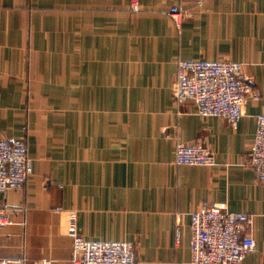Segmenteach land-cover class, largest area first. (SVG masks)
Here are the masks:
<instances>
[{"label": "crops", "instance_id": "obj_1", "mask_svg": "<svg viewBox=\"0 0 264 264\" xmlns=\"http://www.w3.org/2000/svg\"><path fill=\"white\" fill-rule=\"evenodd\" d=\"M190 60L245 64L259 99L237 128L176 104ZM263 112L264 0H0V140L26 143L34 170L0 191V260L73 264L75 212L86 240L135 243L138 264H191L190 213L225 204L251 219L242 264H264V183L249 163ZM177 141L208 145L217 164L168 168ZM168 177L179 243L150 227Z\"/></svg>", "mask_w": 264, "mask_h": 264}, {"label": "built area", "instance_id": "obj_2", "mask_svg": "<svg viewBox=\"0 0 264 264\" xmlns=\"http://www.w3.org/2000/svg\"><path fill=\"white\" fill-rule=\"evenodd\" d=\"M163 14L178 27L184 18L179 7H172ZM252 90L242 62L190 60L178 62L173 96L178 106L192 102L198 116L220 117L237 128L248 99H259ZM249 163L255 170L257 181L264 183V112L257 116ZM216 164V153L208 145H187L177 141L174 160L167 167H211ZM33 173L26 143L0 140V191L22 189ZM176 190L175 182L168 177L161 188L162 194L155 197L149 221L152 229L175 232L176 243H179L180 214L176 210ZM250 221L246 213L231 212L225 204L204 205L192 211L191 264H242L256 248L255 239L246 233ZM67 231L73 240V264H138L135 243L86 240L78 227L75 212L70 214ZM0 264H28V259L0 260ZM41 264H50V261Z\"/></svg>", "mask_w": 264, "mask_h": 264}]
</instances>
